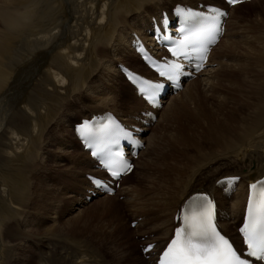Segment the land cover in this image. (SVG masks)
I'll use <instances>...</instances> for the list:
<instances>
[{
	"label": "bare ground",
	"instance_id": "1",
	"mask_svg": "<svg viewBox=\"0 0 264 264\" xmlns=\"http://www.w3.org/2000/svg\"><path fill=\"white\" fill-rule=\"evenodd\" d=\"M89 1L92 0H0V264H15L16 252L25 254L23 241L31 234L22 229V221L26 222L33 214L38 218L46 210L50 213L48 229L56 231L57 218L71 214H67L64 208L58 209L59 194L50 191L52 182L63 179H67L68 184L72 182L66 186L65 192L77 199V195L84 198L88 190H93L85 174H98V170L89 153L84 152L75 139L78 130L73 128L74 124L91 116L93 120L102 119L106 113L116 115L127 124L151 120L144 115V102L126 81L124 71L119 69L124 62L133 71H146L133 51L131 41L134 34L152 46L147 31L150 22L158 19L161 12L171 13L177 6L194 9L199 4L218 7L223 4L222 0H97L98 14L91 24L83 19L81 15L86 16L85 12L78 6ZM254 2L257 5L244 20L239 39L228 41L230 18L243 6ZM259 2L261 0H250L228 9L225 35L210 53L206 69L193 81L185 83L175 96L170 95L165 102L162 101L166 107L155 110L157 122L154 125L165 123V135L156 137L154 125V131L151 126L141 125L145 133L140 141L145 143V149L139 153L135 165L139 164L137 160L142 155L150 154V157L139 165L144 170L136 188L141 192L148 191V195L145 202L142 199L137 205L143 212L137 210L128 214L132 219L129 225L137 221L134 233L140 234V238L146 236L141 250L147 244L157 243L160 252L174 234L175 217L180 206L191 194L203 192L210 193L216 200L219 226L238 245L236 228L245 212L249 184L264 176V5L260 7ZM79 36L81 39L77 40ZM83 41L81 46L79 43ZM112 50H115L113 54ZM83 52L87 53L85 57L81 55ZM70 53L76 54L72 55L78 59ZM51 62L56 64L55 68L50 66L54 69L55 81L48 77L43 86L34 82L31 73L35 72V77L42 81L44 73H38L40 66H48ZM213 64L215 68L211 67ZM60 67L63 79L57 78ZM150 72H154L151 67ZM120 84L121 89L118 88ZM52 85L53 89H46ZM92 90L100 102L113 105L114 109L107 106L82 108L79 105L77 111H70L71 104H79L81 96L93 98ZM39 94L44 98L41 101L43 107H46L40 108L37 117L34 115L40 121L36 123L31 120V113L37 111ZM49 95L53 98L50 103ZM8 118L10 122L5 123ZM65 127L71 129L64 135ZM35 131L38 133H33ZM147 131H153L152 135L147 136ZM26 139L29 148L20 155L18 150L24 148ZM41 152L48 159H55L57 152L60 153L64 158L62 165L57 168L40 165ZM135 168L124 180L132 176ZM227 177L239 178L236 190L230 194L224 191L225 185L221 183ZM13 179L17 183L15 187ZM79 187L83 191L80 194L77 193ZM133 190L119 188L117 197L129 196ZM138 192L130 194V199L135 201ZM98 197L107 201L112 211L118 210L119 204L112 201L113 194H98ZM123 200L129 202V198ZM66 201L64 198L63 203ZM80 202L86 203L84 199ZM121 206L126 209L125 205ZM101 208L92 207L82 212L85 217H89V212L104 215L105 210ZM83 213L63 220V229L69 233L67 239H71L78 249L81 239H87L103 249L105 256L112 258V253L109 255L104 246H111L112 235L116 233H110V229L107 234L109 227L106 230L103 225L104 232L97 223L82 221ZM117 225L122 227V221ZM61 229L58 226V230ZM82 250L85 252L77 259L81 264L84 258L86 264H103L86 244ZM141 250L140 259L145 257ZM66 252L64 255L70 257ZM125 260L127 264H135L131 256ZM141 262L149 264L150 259H141Z\"/></svg>",
	"mask_w": 264,
	"mask_h": 264
},
{
	"label": "snow or ice",
	"instance_id": "2",
	"mask_svg": "<svg viewBox=\"0 0 264 264\" xmlns=\"http://www.w3.org/2000/svg\"><path fill=\"white\" fill-rule=\"evenodd\" d=\"M238 2L239 0H227L229 5ZM177 13L195 27L181 29L183 39L173 41L174 46L169 48V52L173 57L198 52L203 60V54L221 33L220 22L221 18L226 16V12L210 7L207 14L193 12L190 9L182 11L179 8ZM164 22L167 24V19ZM197 68L199 69V65ZM160 75L176 84L185 73L180 63L166 61ZM141 83L147 85L144 91L146 95L151 96V103L159 107L156 96L164 85L147 81ZM104 137H107L113 144L124 138L139 146L133 133L119 125L115 127L101 125L99 130L92 128L85 132V138L89 140ZM108 152H111V148ZM93 155L97 153L93 152ZM107 166L113 178H118L123 173L132 170V165L126 160H122L115 170L111 163ZM238 179V177H227L221 183L228 181L234 183ZM93 182L98 186L101 185L100 181L94 180ZM258 186L259 191L255 198L250 191L247 214L244 217L243 226L239 227V233L243 238L242 244L246 251L237 249L228 235L218 227L214 213V201L209 195L197 193L188 198L180 215L177 216L178 226L175 227L174 235L159 256V264H264V181L250 185V189L255 190ZM151 247L149 245L144 251L148 252Z\"/></svg>",
	"mask_w": 264,
	"mask_h": 264
},
{
	"label": "rangeland",
	"instance_id": "3",
	"mask_svg": "<svg viewBox=\"0 0 264 264\" xmlns=\"http://www.w3.org/2000/svg\"><path fill=\"white\" fill-rule=\"evenodd\" d=\"M93 1V2H92ZM91 2L89 1V2H86V3H79L78 4V6H80L79 8L81 9V11L83 10V12H85V15L86 16H84V13H83V15H81L82 17H84L83 19L84 20H87L89 23H91V24H93L94 22L93 21H95V19H96V15L98 14V8H97V4H98V1L96 0L95 2H94V0H92ZM254 1V0H253ZM88 3V4H87ZM84 4H87V5H84ZM257 4H255V2L252 4V5H246L245 7L243 6L242 8H240L237 12H234V14L232 15V17L230 18V22L232 21V23H229L228 22V28H229V30H228V33H227V36H226V38L228 37V41H234V40H238L239 39V37H238V34H239V32H240V30L242 31L243 29H244V26H243V24L245 23L244 22V20L245 19H247V16H250L251 14H249V12H252V9H253V7H255ZM261 5H264V0H261V2H259V6L261 7ZM84 6V7H83ZM88 7H90V8H88ZM86 9H88V11L86 10ZM90 10H93V11H91V13H93L94 14V16H93V14H91L90 13ZM97 10V11H96ZM92 16V17H88V16ZM159 15V14H158ZM236 16V17H235ZM87 17H88V19H87ZM90 19V20H89ZM226 24H227V21H226ZM236 34L235 36H233V34ZM230 34V35H229ZM229 35V36H228ZM241 37V36H240ZM79 39H81V37L79 36V38L77 37V40H79ZM81 46H83L84 45V41L83 42H80L79 43ZM114 51L115 50H112V54L114 53ZM71 54V53H70ZM69 54V55H70ZM72 54H74V53H72ZM71 54V55H72ZM74 55H76V54H74ZM74 55H72V57L74 58L75 56ZM81 55L82 56H86L87 55V53L86 52H83V53H81ZM114 56V55H113ZM215 57H216V61L218 60V56H217V53H216V55H215ZM74 59H78L77 57H75ZM91 63V62H90ZM124 63V62H123ZM121 63L122 64V66H127V63ZM87 65V64H86ZM90 65V64H89ZM132 65H139V64H136V63H132ZM50 66H52V67H54L55 68V66H56V64L55 63H53V62H51L50 63V65H42V66H40V70L38 71V73L39 72H41L42 74H43V80L42 81H39L35 76L37 75V74H35V72H32L31 73V76L33 77V80H34V82H37L38 81V83H39V85H41V86H43V84L49 79V78H52L53 80H54V69L51 67L50 68ZM128 66H130V65H128ZM127 66V67H128ZM44 67V68H43ZM139 69H141L142 68V66H140L139 65ZM212 68H215L216 67V65L215 64H213L212 66H211ZM50 68V69H49ZM60 71L58 72V75H57V78L59 79H63V77H62V74H63V69H62V67H60ZM46 70V71H45ZM46 72V73H45ZM52 74V75H50V73ZM48 73V74H47ZM48 75V76H47ZM51 77H50V76ZM92 76V75H91ZM49 77V78H48ZM55 81V80H54ZM99 83V82H98ZM35 84H37V83H35ZM65 86H66V84H64ZM63 85V86H64ZM53 86L54 85H52V86H50V88H49V86L47 87V86H44L47 90H51V89H53ZM76 87V86H75ZM118 88H122V86H121V84L118 86ZM201 88V87H200ZM71 90V89H70ZM69 89H68V91H70ZM88 93L90 94V92L88 91ZM92 95H93V98H88V97H84V96H81L80 97V99H79V104H76V103H73V104H71V106H70V111L71 110H73V111H77L78 110V108H76V106H79V107H82V108H84V107H101V106H107V107H109V108H111V109H114V106L113 105H106V104H104V103H102V102H100L98 99H97V94L95 93V91H93L92 90ZM41 99H40V98ZM49 97V103L51 102V100H53V98H51V96L49 95L48 96ZM167 99V98H166ZM43 100H44V98L43 97H41V95L39 94V96H38V98H37V102H36V107L35 108H37V111L36 112H33V113H31V116H33V119H31L32 117L30 116L29 118L33 121V122H40L38 119L36 120L35 118L38 116V114L41 112V110H42V108H45L46 106H44L43 107ZM42 101V102H41ZM83 101H85L86 102V104H82V102ZM41 102V103H40ZM40 104V105H39ZM42 104V105H41ZM130 105H132V104H130ZM129 105V106H130ZM40 106V107H39ZM164 106H165V104H164ZM166 107V106H165ZM40 108H41V110H40ZM35 113V114H34ZM28 115H30L29 114V112H28ZM36 117H35V116ZM68 115V114H67ZM67 115H65L64 116V118L62 119V123L64 122V120H65V117L67 116ZM88 115V114H87ZM88 117V116H87ZM30 119H28V120H30ZM30 120V121H31ZM29 121V122H30ZM30 122V123H33V122ZM7 122H10V118H8V119H5V123H7ZM157 122V120L156 121H154L153 122V125H154V123H156ZM183 122V121H182ZM161 124V123H160ZM155 126V125H154ZM66 129H65V133H64V135L65 134H67V133H70V130L69 129H71L70 127H69V129H68V127H65ZM151 128V130H155V128H157L156 129V131H154V132H156L155 133V136L156 137H160V136H164L165 135V129L167 128V126H166V124L165 123H162V125L161 126H155V128L154 127H150ZM172 129H174V128H172ZM172 129H171V131H172ZM38 131V130H37ZM153 131L151 132V131H147L146 132V135L147 136H151L152 135V133H153ZM26 133V132H25ZM33 133H38V132H33ZM26 136H27V133L25 134ZM63 135V136H64ZM28 137V136H27ZM76 139V138H75ZM148 144V143H147ZM24 148L22 149V150H18V154H22L24 151H25V149H27V148H29V144H28V139H26V141L24 142ZM28 146V147H27ZM8 147V146H7ZM20 151V152H19ZM23 151V152H22ZM20 154V155H21ZM145 154V153H144ZM144 156V157H143ZM48 156L46 155V154H42V152L40 153V156H39V161H40V165H42V166H44V167H48V168H57V167H59V166H61L62 165V161H63V156L60 154V153H58L57 152V154H56V157H55V159H48L47 158ZM149 157H150V154H146V155H142V157H140V159L139 160H137V162L139 163V164H136V168L134 169V171H133V173H132V176L128 179V180H124L123 182H122V185H121V187H120V189H122V188H126V189H131V188H134V190L131 192V193H129L128 195L129 196H127V194H122V196L120 195V196H118L117 197V195H119L120 193L118 192V193H116L115 195H114V198L112 199V201L114 202V204L115 203H117V204H119L118 206L119 207H117V211L115 212V211H112L111 209H110V204H108L107 203V201H102V199H99V197H93V198H91V200H85V196H84V198L82 197V195L80 194V193H82L83 191H82V188L81 187H79L78 188V190H77V193H79L80 195H77L78 196V199H77V197H75V196H71V195H69V194H66V192H65V190H66V186H69L70 185V183H72V182H70L69 184L67 183V179H63V180H61V181H54V182H52V188H51V192L53 193V194H59V199H57V200H59L60 201V206L58 207V209H65V212L68 214V213H71V214H69V215H66V216H62V217H59V218H57V226H56V228L55 229H57L56 231H53V230H49L48 228H49V226H50V222L48 221V215H50V213L49 212H47L46 210H44V211H42V213L44 214V215H42V216H39L38 218H36V214H33V215H31L30 217H29V220L27 219V221L26 222H21L20 224H21V227H22V229H24L25 231H27V232H29L31 235H30V237H28L29 239H26V240H24L23 241V244L26 246H24V248H25V250H26V252H24L25 254H23V253H20V252H16V254H15V257L14 258H16V263L15 264H37L38 262H42L43 261V263L44 264H70V263H74V264H81L77 259H78V257L80 256V255H83V253L85 252L84 250H82V246H83V244L85 245L86 244V246L89 248V250L91 251V252H96L97 253V255L101 258V260H102V262H103V264H127V261L125 260L126 259V257L127 256H131V257H133L134 259H135V264H142V262H141V259H143V261H147L148 259H147V257L145 256L144 258L142 257L141 259H140V257H139V253H140V250H141V248H142V246H143V242H146V236H144V237H139L140 236V234L138 235L137 233L135 234L134 233V231H133V229H134V227H132L131 226V224H132V222L130 223V225L128 224L132 219H130V217H128V214L129 215H131V214H133L134 212H136L137 210L138 211H141V212H143V210L142 209H140V208H137V205H138V203H140L141 201H142V199H143V202H145V198L147 197V195H148V191H143V192H141V190H139V189H137L136 187H138V185H139V181H140V176H141V174H142V172H143V168H140L139 167V165L142 163V162H147L148 160H149ZM41 158V159H40ZM145 159V160H144ZM43 162V163H42ZM54 162L56 163V165L54 164ZM12 163V162H11ZM46 164V165H45ZM143 169V170H142ZM89 174H93L92 172H89ZM86 175L87 174H85V177H86ZM129 175V174H128ZM127 175V176H128ZM130 175H131V172H130ZM129 175V176H130ZM15 179V178H14ZM13 179V182L15 181ZM87 179V178H86ZM64 181V182H63ZM150 181H152V183H153V180H150ZM17 183H16V181H15V183H14V187H15V185H16ZM142 184H144V185H147V184H145V183H142ZM59 185V186H58ZM62 187V188H61ZM57 188H58V190H57ZM64 189V190H63ZM139 191L138 193V196H137V199H139V200H131L130 198H131V196H130V194H133L134 193V191ZM235 190V189H234ZM119 191V190H118ZM75 192V191H74ZM76 193V194H77ZM147 193V194H146ZM7 194H8V191H7ZM142 196V197H141ZM155 196V195H154ZM124 197L125 198H129V202H131V204L129 203V202H125V200H123L124 199ZM64 198L67 200L65 203H63L64 202ZM84 199V201L86 202V203H84V202H80L81 200H83ZM97 199V200H96ZM80 200V201H79ZM122 201V202H121ZM134 201V202H133ZM92 202V203H91ZM136 202V203H135ZM45 203H48L47 201L45 202ZM127 203H129V204H127ZM121 204H123V205H125L126 206V209H128V210H126L125 209V207H123V206H121ZM56 205V207H57V203L55 204ZM129 205H132V206H129ZM92 207H102L101 209H104L105 211H104V215H102L101 213H95V214H97V215H95V214H93V213H91V212H89V217L88 216H86L85 217V215H84V211H87L88 209H91ZM44 208V207H43ZM120 208V209H119ZM136 208V209H135ZM82 209V210H81ZM77 211V212H76ZM83 211V212H82ZM132 211H134V212H132ZM79 212V213H78ZM128 212V213H127ZM132 212V213H131ZM78 213V214H77ZM80 213H83V216H82V221H84V219H86V221H89V222H91V224H92V221H93V225L94 224H96L97 223V226L99 227V226H102V228L104 229V232H106V230L108 229V227H109V229L107 230L108 232H107V234H110V233H112V234H114V233H116V234H114V235H112V238H111V241H112V244H111V246L110 245H106V246H104V249H105V251L110 255L111 253H112V255H111V257L112 258H110L109 256H105V252L103 251V249H100L97 245L95 246L93 243H91V242H89L87 239L86 240H84V239H81V242H80V248L78 249V247L75 245L74 246V244L69 240V239H67V238H69V233L68 232H66V230H64L63 229V224H64V221H67V218L70 216H77V215H79ZM155 213H157L156 211H155ZM75 214V215H74ZM92 215V216H91ZM102 215V216H101ZM96 216V217H95ZM32 217V218H31ZM51 217H52V214H51ZM85 217V218H84ZM92 217H94V218H92ZM104 217V218H103ZM124 218V220H123V218ZM89 218H90V220H89ZM134 218V217H133ZM147 218V217H146ZM66 219V220H65ZM88 219V220H87ZM36 220V221H35ZM64 220V221H63ZM115 222H114V221ZM122 221V223H123V225H122V227H120L119 225H117V222H119V221ZM140 220V218L138 219V221ZM108 221V222H107ZM111 221H113V223L111 222ZM20 222V221H19ZM112 224V225H110V223ZM137 222V221H136ZM23 223V224H22ZM40 223V224H39ZM105 223V224H104ZM107 223V224H106ZM109 223V224H108ZM42 224V225H41ZM101 224V225H100ZM39 225V226H38ZM106 227V230H105V227ZM107 225V226H106ZM43 226V227H42ZM48 226V227H47ZM58 226H60V228L62 227V229L61 230H58ZM112 226V227H111ZM119 226V227H118ZM45 228V229H44ZM101 228V227H100ZM101 228V229H102ZM119 228V229H118ZM123 228V229H122ZM112 231H111V230ZM122 229V230H121ZM42 230V231H41ZM47 230V231H46ZM64 230V232H62ZM115 230H117V231H115ZM120 231V233H118L119 231ZM109 231H111L110 233H109ZM114 231V232H113ZM60 232V233H59ZM43 233V234H42ZM50 234V236L48 235V234ZM67 233V234H66ZM53 234V235H52ZM118 234V235H117ZM138 235V236H137ZM34 236V237H33ZM40 236H42V238L40 237ZM49 236V237H48ZM116 236V237H115ZM45 238V239H44ZM48 238V239H47ZM49 238H51V239H49ZM62 238H65V239H62ZM42 239V240H41ZM115 241H114V240ZM42 241V242H41ZM40 242V243H39ZM116 242V243H115ZM88 244H90V245H88ZM46 246V247H45ZM71 246V247H70ZM116 246V247H115ZM157 246H158V244H157ZM156 246V247H157ZM113 247H115L116 248V250H115V248H113ZM129 247V248H128ZM68 248V249H67ZM109 250H110V252H109ZM135 250V251H134ZM68 252L69 253V256L70 257H67V256H65L64 254H65V252ZM133 251V252H132ZM66 252V253H67ZM126 252H127V254H126ZM130 252V253H129ZM21 254V255H20ZM24 256V257H23ZM60 256V257H59ZM84 258V257H83ZM58 259V260H57ZM69 259V260H68ZM53 260V261H52ZM55 260V261H54ZM61 260H63V261H61ZM68 260V261H67ZM52 261V262H51ZM126 261V262H125ZM61 262V263H60ZM67 262V263H66ZM105 262V263H104ZM106 262H108V263H106ZM3 263H5V261L3 262ZM84 263L86 264V260H85V258H84ZM83 263V264H84ZM6 264V263H5Z\"/></svg>",
	"mask_w": 264,
	"mask_h": 264
}]
</instances>
